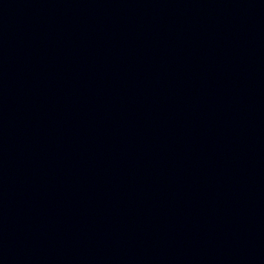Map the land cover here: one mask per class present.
<instances>
[{"label":"water","instance_id":"95a60500","mask_svg":"<svg viewBox=\"0 0 264 264\" xmlns=\"http://www.w3.org/2000/svg\"><path fill=\"white\" fill-rule=\"evenodd\" d=\"M0 264H264V0H35L0 37Z\"/></svg>","mask_w":264,"mask_h":264}]
</instances>
